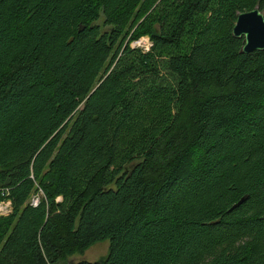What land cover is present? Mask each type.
<instances>
[{
	"label": "trees",
	"instance_id": "1",
	"mask_svg": "<svg viewBox=\"0 0 264 264\" xmlns=\"http://www.w3.org/2000/svg\"><path fill=\"white\" fill-rule=\"evenodd\" d=\"M255 7L0 0V264H264Z\"/></svg>",
	"mask_w": 264,
	"mask_h": 264
},
{
	"label": "water",
	"instance_id": "2",
	"mask_svg": "<svg viewBox=\"0 0 264 264\" xmlns=\"http://www.w3.org/2000/svg\"><path fill=\"white\" fill-rule=\"evenodd\" d=\"M231 34L236 39H243L241 53L264 51V13L258 7L249 12L239 13ZM243 200L241 199L237 205Z\"/></svg>",
	"mask_w": 264,
	"mask_h": 264
},
{
	"label": "rangeland",
	"instance_id": "3",
	"mask_svg": "<svg viewBox=\"0 0 264 264\" xmlns=\"http://www.w3.org/2000/svg\"><path fill=\"white\" fill-rule=\"evenodd\" d=\"M101 21V20H100ZM99 21V22H100ZM149 39L147 36H142L130 43V47L134 46L135 48L132 49H137L141 50V46L147 45ZM142 51V50H141ZM34 197L33 199H35ZM108 247H109V242L108 241H102L99 242L92 247H90L88 250H86L83 254H76L72 256L69 260L68 263H73V262H79V261H87V262H96L99 260H102L106 257L107 252H108Z\"/></svg>",
	"mask_w": 264,
	"mask_h": 264
},
{
	"label": "built area",
	"instance_id": "4",
	"mask_svg": "<svg viewBox=\"0 0 264 264\" xmlns=\"http://www.w3.org/2000/svg\"><path fill=\"white\" fill-rule=\"evenodd\" d=\"M147 40H148V44L140 47L143 52H148L151 48V42L149 39H147ZM132 48H135V47L132 46ZM31 201L34 205H36L38 202V198L32 199ZM10 209L11 208H10V202L9 201L0 202V216H4V215H7L8 213H10Z\"/></svg>",
	"mask_w": 264,
	"mask_h": 264
}]
</instances>
